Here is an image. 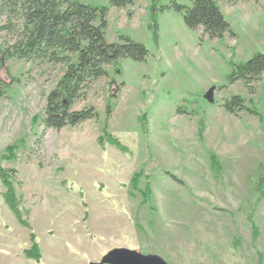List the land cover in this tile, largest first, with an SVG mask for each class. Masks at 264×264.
Masks as SVG:
<instances>
[{"label":"rangeland","instance_id":"obj_1","mask_svg":"<svg viewBox=\"0 0 264 264\" xmlns=\"http://www.w3.org/2000/svg\"><path fill=\"white\" fill-rule=\"evenodd\" d=\"M148 6L109 9L106 40L130 37L148 56L121 59L117 75L108 67L114 84L93 82L71 106L97 119L44 129L63 67L0 66V264H90L115 248L169 264H264V127L221 106L240 95L264 117V73L251 95L228 84L231 63L264 54V0L220 1L235 38L204 42L173 10L155 38ZM9 41L0 31V46ZM212 87L216 103L204 99Z\"/></svg>","mask_w":264,"mask_h":264},{"label":"trees","instance_id":"obj_2","mask_svg":"<svg viewBox=\"0 0 264 264\" xmlns=\"http://www.w3.org/2000/svg\"><path fill=\"white\" fill-rule=\"evenodd\" d=\"M135 1L106 0V4L93 5L81 0H0V31L10 36V41L0 46V66L9 59H16L63 67L55 88L46 98L42 118L44 129L59 130L97 119V112L92 107L72 111L71 106L83 99L85 90L93 82L111 78L108 67L112 68L115 75L119 74L121 59L135 62L146 60L148 50L143 43L127 36H119L117 42H108L105 38L109 9H126ZM220 1L237 3L247 0H190L189 5L175 0H169L167 4H161L160 0H149L148 10L154 37L157 36V17L173 10L181 14L184 26L193 31L200 42L205 39L223 41L225 36L235 38V33L220 10ZM231 65L228 84L241 81L247 93L254 94L253 83L259 81L264 73V54L256 53L245 62ZM109 84H114L113 79L109 80ZM3 85L8 86L5 83ZM116 90H119V86ZM247 103L252 104V99L246 102L243 97L234 94L226 98L221 106L234 116L240 112L255 116L264 127V117L254 105ZM111 111L112 106L108 103V116ZM176 113L193 112L177 107ZM200 122L203 126L202 120ZM106 136L108 140L111 139ZM110 142L118 146L114 139ZM214 160L215 157H212L211 168H218ZM5 175L9 176L10 171ZM170 177L180 182L173 175ZM256 188H264V176L260 177ZM263 194L264 190L261 196ZM252 229H256L254 225Z\"/></svg>","mask_w":264,"mask_h":264},{"label":"water","instance_id":"obj_3","mask_svg":"<svg viewBox=\"0 0 264 264\" xmlns=\"http://www.w3.org/2000/svg\"><path fill=\"white\" fill-rule=\"evenodd\" d=\"M215 87L210 88L204 95V99L209 103H216L213 96ZM90 264H169L156 255H144L126 248H115L109 250L100 262Z\"/></svg>","mask_w":264,"mask_h":264}]
</instances>
